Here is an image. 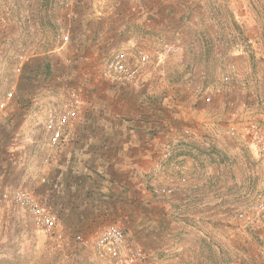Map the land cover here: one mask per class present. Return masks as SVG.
<instances>
[{
	"label": "rangeland",
	"instance_id": "374dc122",
	"mask_svg": "<svg viewBox=\"0 0 264 264\" xmlns=\"http://www.w3.org/2000/svg\"><path fill=\"white\" fill-rule=\"evenodd\" d=\"M117 1L0 0V101L16 83L26 93L22 111L2 115V152L5 146L13 151L0 186L26 189L57 217L54 230L46 232L28 210L0 201V264H116L95 246L109 224L124 233L120 264H264V212L249 209L256 200L264 201V155L240 128L234 135L227 130L232 111L241 123L255 120L264 130V0H158L165 2L162 10L153 4L147 15L141 14L143 0H130L138 2L136 9L130 6L128 13L117 15ZM162 43L178 49L159 56ZM116 52L138 68L134 81L117 84L105 75V64ZM205 93L215 94L207 102ZM11 97L0 108L6 111ZM72 98L77 115L67 125V140L50 147L44 117ZM200 112L210 120H198ZM158 123L180 126L174 139L185 146L196 141L211 145L205 143L223 134L245 151L252 164L246 176L255 180L245 181L234 201L221 203L197 222L200 213H168L164 220L155 202L145 213L141 170L130 173L124 163L115 166L120 169L116 188L104 176L112 165L103 164L102 172L75 174L81 186L64 189L70 204L64 211L57 205L62 195L58 202L49 198L51 157L58 160L60 185L62 163L73 156L89 161V167L100 153L123 157L127 138L139 139L142 128ZM163 168L160 162L152 168L151 178L162 179L151 189L157 197L176 192L177 186L163 183L171 181ZM187 181L182 177L178 183L187 189ZM162 187L171 192H156ZM239 210L245 212L243 220L233 216ZM176 218L180 223L191 219L195 227L177 224ZM200 233L210 239L199 241Z\"/></svg>",
	"mask_w": 264,
	"mask_h": 264
},
{
	"label": "crops",
	"instance_id": "0c3cea01",
	"mask_svg": "<svg viewBox=\"0 0 264 264\" xmlns=\"http://www.w3.org/2000/svg\"><path fill=\"white\" fill-rule=\"evenodd\" d=\"M142 2L144 8L141 11V14L144 13L145 15H147L149 12H152L149 10L152 9L151 5H157L156 10H159L164 7L163 4L165 3L164 1L158 0H154V2L151 3L148 0H143ZM117 3L119 4L115 7V12L117 15H125L128 13L124 11L130 6L132 11L135 10L138 4L137 1L131 2L130 0L127 1V5L125 0H119ZM136 14L138 15V12ZM241 70L240 72H242ZM226 78L231 77L230 75H226ZM14 87L15 88L11 87L9 89L12 91V97L6 106V111L3 110V107L0 108V134L1 131L4 130L5 126V124H2V115L8 111L9 115H17L23 110V105L26 102V93L23 91L22 85H18V83H16V86ZM211 94L212 93H205L203 95V99L209 102L211 99H213L215 93L212 95ZM1 96L2 95H0V97ZM195 116L201 121L208 119L210 120V118H207L209 114L206 115L205 119H203L204 115L201 114V112ZM216 117L217 115H214L211 119L214 120ZM163 124L164 125L158 123L156 126H145L141 130L142 134L141 138L139 139L136 137L134 138V135L127 138L123 143L126 150L123 157L119 156L116 159H109L107 155H101L103 153H100L97 155V161L95 160L96 163H93V167H89V161L82 163L81 156H73V159L70 162L66 161L65 163H62L63 165L61 166V172L59 176H61L63 182H61L60 185L56 184V180H59V177L56 175V173L60 169L58 160H55L54 157H51L49 162V167H52L51 170H49V198L53 199V201H56L59 195H62L59 202L58 200L56 202L59 203H57V205H60L61 207L63 206L61 210L64 211L65 208H67L66 205H70L68 200L64 198V189H74L75 187L78 189L81 186L79 182H76V178H73L75 174L78 176L80 172L82 174L85 172L89 174L102 172L100 171V167H102L103 164H110L112 166L110 169H106V174L104 176L108 177L109 180H112L113 182L120 181L118 180V176L120 175L118 171L120 169L115 168V166L118 165V163H124L126 165L127 171H130V173L134 172V169L137 171L141 170L139 175L141 177L143 186L141 193V205L144 206L145 213H150L151 205L153 202H155V204L158 206L159 212L165 214L161 215L164 220L169 219L168 213H174L178 216H181L185 212L195 215L200 213L199 215L195 216L197 217V220L194 221L197 222L198 219L207 218L208 214H213L218 211L219 207H221V203H229L234 201V197L243 191L244 186L241 187V184H245V181H248V183H246L249 184V182L255 180V176H246V171L249 172L251 170L248 166L252 164L249 163L248 157L245 155V151H242L238 147L234 146V144L231 143L232 141L229 143L228 141L224 140L225 136L223 134L222 136L217 137V139L212 138L209 143H205L211 145L206 146L203 143L200 144L199 141H196L190 142L188 143L189 145L185 146L175 143L174 132L180 131V126L174 125L172 127L171 124ZM196 126H199V124H196ZM224 128L225 126L222 130H224ZM168 129L174 130L173 133L172 131V134L167 133ZM190 129L191 132L196 130V128L194 129L193 127ZM195 138L196 137L190 139L195 140ZM1 143L2 141L0 139V174L8 170L6 167L7 165L5 164H10L9 159L11 156V151H13V146H5L6 153L2 152L3 148ZM67 146V148L73 147L71 144H68ZM105 147L107 146H104V148ZM216 154H219L220 156H217ZM63 158L65 157L63 156ZM19 160H21V162L24 161V155L20 157ZM26 160L28 159L26 158ZM176 160L179 162L174 163ZM159 162L164 164V170L168 167L166 165L169 164V169L165 170L164 172H167L166 174L171 175H169L171 181L165 179L163 180V183H171L177 186L176 192L170 196L157 197L151 192L153 186L157 184L156 182H158L151 178L153 173L152 168ZM10 175L11 174L5 175V178L7 176V181L9 180ZM31 175L32 174L29 176L31 177ZM181 176L188 178L186 183L187 189L182 187V183H178V181L180 182L182 180ZM0 180L2 181L6 179H3L1 175ZM161 181L162 179L159 177L158 183H161ZM5 183L6 186H10L8 185L10 184L9 181ZM111 185L116 188L117 182L113 184L111 183ZM125 186L128 187L127 185ZM92 190L93 191L91 193L94 194L95 189L92 188ZM98 195L100 194L98 193ZM71 210L72 208L70 207L67 209V211ZM179 213H181V215ZM176 220L177 224H187L190 226L193 223L192 226L195 227L194 221L191 219H185L183 223L178 222L180 220L177 218ZM185 221H187V223H185ZM162 222L163 221H160L159 223L162 224ZM205 223L207 224V222ZM163 225H166V223ZM167 231L168 227L165 229V234ZM146 234L151 235V232H149V226L146 228ZM200 235L201 236L198 235L199 241L210 239L209 236L204 235L203 233H200Z\"/></svg>",
	"mask_w": 264,
	"mask_h": 264
},
{
	"label": "built area",
	"instance_id": "2783aa9c",
	"mask_svg": "<svg viewBox=\"0 0 264 264\" xmlns=\"http://www.w3.org/2000/svg\"><path fill=\"white\" fill-rule=\"evenodd\" d=\"M62 39L63 42H66L68 35H64ZM177 49L178 47L174 44L162 43L159 56L171 54ZM137 69L136 66L129 65L126 55L123 52H116L105 64V75L114 83H127L138 78ZM11 96L12 92L7 91L3 101H0V104L3 105L4 100H8ZM76 107L74 98H72L69 103L59 109L52 110L44 117L43 127L45 133L48 135V144L50 147L61 145L67 140V125L71 119L76 118ZM230 119L231 122L227 126L228 133L234 135L240 128L241 131L250 137L251 144L257 153L264 155V130L257 121L252 120L241 123L242 119H240L239 114L235 111L230 113ZM185 133H188V129H185ZM156 192L161 195H167L171 192V189L162 187L157 189ZM3 200H10L28 210L33 217L34 223L44 231L52 232L56 227V215L42 205L37 197L26 189L13 188L9 191L2 189L0 186V201ZM249 209L252 210L251 213L255 214L264 212V201L256 200L250 204ZM233 216L239 220H243L245 218V212L239 210ZM124 241V233L121 228L115 224H109L100 230L95 246L102 255H106L116 261V264H120L119 259H121V252L124 249ZM136 253L138 254L139 251Z\"/></svg>",
	"mask_w": 264,
	"mask_h": 264
}]
</instances>
